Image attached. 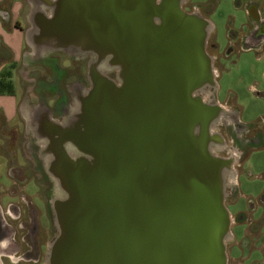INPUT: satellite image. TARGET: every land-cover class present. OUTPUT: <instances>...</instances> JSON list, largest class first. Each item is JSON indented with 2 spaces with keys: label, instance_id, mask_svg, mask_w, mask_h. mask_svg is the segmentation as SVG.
<instances>
[{
  "label": "water",
  "instance_id": "obj_1",
  "mask_svg": "<svg viewBox=\"0 0 264 264\" xmlns=\"http://www.w3.org/2000/svg\"><path fill=\"white\" fill-rule=\"evenodd\" d=\"M182 2L114 0L90 20L56 6L46 38L92 32L116 73L60 142L83 156L57 167L46 264H227L233 158L211 130L227 110L202 95L215 83L210 23Z\"/></svg>",
  "mask_w": 264,
  "mask_h": 264
},
{
  "label": "rangeland",
  "instance_id": "obj_2",
  "mask_svg": "<svg viewBox=\"0 0 264 264\" xmlns=\"http://www.w3.org/2000/svg\"><path fill=\"white\" fill-rule=\"evenodd\" d=\"M251 5H254L253 10L257 11L255 21L248 14L249 10L252 11ZM194 6L200 9V13L193 9ZM182 8L186 12L200 14L212 25V30L211 26L209 29L206 52L211 57L216 76L214 85L208 87L207 92L202 95L204 99L217 103L227 110L226 117H223L225 121L221 120L223 123L216 124L211 130L222 140V145L218 146L215 153L224 158H233V170L227 175L225 187V194H229L231 188L236 189L225 197L230 217L229 232L225 239L227 264L240 262L244 264L247 253H243L246 251L243 248L250 242L248 239L241 241L243 231L247 229L249 240L255 247L260 241L257 237L264 236L263 232L260 233L263 230L264 211L262 212L260 207L255 210L247 209L250 205L248 198L255 201L264 189V0H250L245 5L243 0H183ZM252 33L258 35L254 40H247ZM29 42L24 47L23 60L19 63L14 78L19 102L17 124L5 129L0 141L3 165L7 173L9 171L10 196L16 191L12 187L19 184L20 177L15 171L8 170L9 166L23 169L24 176H31L36 181L48 178L49 175L41 177L40 173L33 171L35 164L33 156L38 147L44 145L46 139L38 136L35 131L36 125L30 114L32 109L37 106L43 109V103L53 105L58 100L63 102V105L75 107L78 102L73 88L74 85L81 83L77 82L73 71L76 61L68 60L58 52L51 54L57 57V61L42 58L45 56L44 53L41 57L34 56L33 46ZM110 72L112 76L116 73L114 70ZM59 77H62L60 85L55 80ZM82 84L83 87L87 85L85 81ZM55 118L54 122L62 123L63 119L60 116ZM51 179L54 178L51 176ZM23 183L26 194L30 195L25 196V199L32 201L38 208L44 204L48 221L43 217L39 219L41 212L38 209L37 230L34 232V240H29L28 231H34L33 220L29 213H25L29 207L21 201V193H17L15 197L20 199V204L12 207L25 211L22 217L24 229L18 227V221L0 212V238L3 236L13 238L14 232V240L11 243L14 245H11V250L0 248V251L17 250L16 255L20 256L23 251L30 250L32 253L30 258L35 259V252L38 250L37 259L40 262L36 264H46L48 246L57 232L52 202L56 197L60 198L61 193L59 189L50 191L43 186L37 189V184L32 181L24 180ZM239 212L256 220L247 228L242 221L236 219L235 215ZM259 215L261 218H258ZM253 236L255 239H252ZM252 257L254 255L250 256V259ZM0 263L11 262L2 257Z\"/></svg>",
  "mask_w": 264,
  "mask_h": 264
},
{
  "label": "flooded vegetation",
  "instance_id": "obj_3",
  "mask_svg": "<svg viewBox=\"0 0 264 264\" xmlns=\"http://www.w3.org/2000/svg\"><path fill=\"white\" fill-rule=\"evenodd\" d=\"M114 0H54L53 4L55 6L64 7L68 11L82 13L87 15L88 20H90L89 15L91 14H97L100 15L106 8L105 4H109L113 2ZM252 11H254V5H251ZM99 18V16H98ZM59 36L55 35L51 37H47L45 39H42L43 44L42 45H35L32 47L34 50V56H40L43 55L42 58L47 57L48 61H54L57 59V57L52 56V53H60L63 54L68 60L76 61L77 63L73 66V71L76 76L77 82H81L78 85H74L73 91L76 94V100L77 105L75 107H70L69 105H63V102H59V100L56 103H53V105L50 104H44V110L41 109L39 106L32 109L33 111L30 113L31 117L34 121L35 131L38 136L44 137L46 139V142L43 146H39L36 150L34 157L35 164L33 165V171L36 173H40V176L47 175L48 178L44 177L38 179L39 181H36L31 176H24L23 169L17 167V166H9V169L11 172L15 171L16 174L20 177L19 180L21 183L24 182V180L32 181L35 184H37V189H40V186H43L44 189L48 188L50 191H54V189H59V183L55 179V174L59 168V166H63L68 164V160H77V158L82 157L83 155H79L77 157H72L68 153V151H64L60 147V142L63 139H67L70 133L78 126L83 127L85 121L82 120V115L86 113L88 110L90 111L91 104L90 102L92 99L95 98L94 96V90L98 89V94L104 93L106 91V83L104 82V78L108 77L110 79H115V74L112 76V72L106 70L103 67L102 64V58L99 54V47H100V37L98 36V51H95L94 48V37L92 36V32H88L87 35H90L88 38H81V37H71V32L69 31V27L67 28L66 32L64 33V38L62 37V32H58ZM256 34H251L247 40H254L256 38ZM29 58V56L27 57ZM29 61V60H28ZM57 61V60H56ZM212 64V61H211ZM213 66V64H212ZM211 66V67H212ZM59 68V67H58ZM60 69V68H59ZM212 67V72H213ZM214 75V74H213ZM62 77L56 78V82L58 85H60V80ZM84 81L87 83L86 87H83L82 83ZM59 92V91H56ZM99 96V95H98ZM64 101V100H63ZM62 104V105H61ZM64 106V107H62ZM64 110H63V109ZM63 115V116H61ZM60 116V118L63 119L62 123H56L53 120L56 119L55 117ZM224 119V118H223ZM221 119V120H223ZM57 121H59L57 119ZM225 121V119H224ZM223 123L222 121L218 123L217 125H221ZM84 129V127H83ZM255 140V139H254ZM217 147L219 145H216ZM81 153V152H78ZM36 157V158H35ZM58 165V166H57ZM58 167V168H57ZM51 176L54 179H51ZM236 191L235 187L231 188V192ZM230 192V193H231ZM229 193V194H230ZM229 194H225L226 196H229ZM58 198L56 197L53 202V211H54V203ZM23 203L29 207L28 210L25 212L24 210H20L19 208H13L14 211V217L10 218L12 220L18 221V227L20 229H24V223L22 222L23 212L29 213L33 220V227L34 231L31 230L28 231L29 240H34V232L37 230V210H40V217L45 218L48 221V216L46 209L43 206L38 208L35 204L32 203L30 200H26L24 197ZM248 203L250 204L247 209L255 210L257 207H260L262 212L264 211V189L262 190L261 194L257 196V199L255 201H251L250 198H248ZM42 205V204H41ZM16 209V210H14ZM263 214V213H262ZM236 219L238 221H242L241 223L244 224L245 227H249L250 224L256 220L252 217L248 218L244 213L239 212L235 215ZM258 218H261V215L258 216ZM6 231H8L6 229ZM12 230L9 231L11 233ZM1 236V234H0ZM24 238V237H23ZM8 242L5 246H3L2 249L4 250H11V244L13 243L12 240H14V232H13V238L8 239ZM24 240V239H23ZM258 246V245H257ZM34 251H36V248H34ZM14 253H17V250H15ZM35 259H37L38 256V250L35 252ZM31 251H23L20 253V257L25 260L31 259ZM38 260V259H37ZM39 261V260H38ZM38 263V262H37Z\"/></svg>",
  "mask_w": 264,
  "mask_h": 264
},
{
  "label": "crops",
  "instance_id": "obj_4",
  "mask_svg": "<svg viewBox=\"0 0 264 264\" xmlns=\"http://www.w3.org/2000/svg\"><path fill=\"white\" fill-rule=\"evenodd\" d=\"M53 1L0 0V141L2 139V132L17 124L19 102L14 78L19 63L23 60L24 47L29 41L32 46L43 44L42 39L46 38L47 25L55 17L57 11V7L53 4ZM243 1L245 5L250 0ZM193 9L200 13V9L197 6H194ZM248 14H250L254 21L257 20V11L249 10ZM210 26L212 30L211 23ZM257 39L259 40L260 37ZM10 185L9 171L7 173V170H5L0 154V212H4L9 218L10 216L14 217L12 206L20 204V199L15 197V195L21 193V201L24 200L25 196H30L26 194L24 183H21L20 180L19 184H16V187H12L16 191L10 196V192H8ZM246 230L243 231L241 241L248 239L250 243H247L243 248L246 249L243 253H247L244 264H264V236L257 237L258 241H260L258 246L255 247L249 240L250 235L246 233ZM262 232L264 233V223L263 230L260 233ZM9 239H12V237ZM252 239H255V236ZM7 242L6 236L1 237L0 248L2 249ZM243 249H240V251ZM252 255L254 257L250 259ZM2 257L10 260V264H36L40 262L33 258L25 260L14 252H3L1 250L0 260Z\"/></svg>",
  "mask_w": 264,
  "mask_h": 264
},
{
  "label": "bare ground",
  "instance_id": "obj_5",
  "mask_svg": "<svg viewBox=\"0 0 264 264\" xmlns=\"http://www.w3.org/2000/svg\"><path fill=\"white\" fill-rule=\"evenodd\" d=\"M213 74H214V76H216V74H215L214 71H213ZM223 117H226V115L222 116V117L220 118V120L223 119ZM220 120H219L218 122H220ZM211 129H212V128H211Z\"/></svg>",
  "mask_w": 264,
  "mask_h": 264
}]
</instances>
